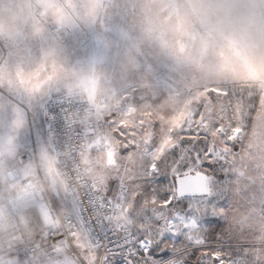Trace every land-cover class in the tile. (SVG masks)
Masks as SVG:
<instances>
[{
  "label": "rangeland",
  "instance_id": "obj_1",
  "mask_svg": "<svg viewBox=\"0 0 264 264\" xmlns=\"http://www.w3.org/2000/svg\"><path fill=\"white\" fill-rule=\"evenodd\" d=\"M63 2L43 0V5L57 20L71 16V23H56L47 15L40 16L34 7L37 0H0V31L5 34L0 37V203L7 213V192L22 186L27 178H43L51 200L57 190H66L44 106L50 96L71 94L67 85L72 73L92 72L101 80L90 97L93 105L101 98L117 97L132 85L143 84L138 95L139 113L144 115L142 105L147 103L148 110L165 126L188 106L189 91L193 97L200 96L224 81L244 89L245 99L259 107L264 97V0H74L76 11L72 13L64 11ZM225 49L236 53L233 71L220 68L217 53ZM41 66L45 69L43 76L52 74L55 66L57 72L50 83L61 84L64 91L32 94L18 86L17 82H23L18 71L27 77ZM89 118L103 122L97 128L107 126L104 118ZM17 123L22 126L16 128ZM117 136L106 131L91 138L90 161L85 154L83 161L93 179L106 171L105 137L122 143L117 164L132 167L126 158L135 146L125 148ZM26 150L32 158L20 162L19 155ZM11 168L18 169L20 180H8L6 172ZM171 179L170 172L167 177L158 175L153 187L166 188ZM228 179L225 176L221 207L231 204ZM54 206L60 215L69 214ZM153 207L149 204V215ZM29 218L38 230L35 213L30 212ZM202 227L209 248L219 247L229 258L249 246L242 236L230 231L228 220L221 216L205 215ZM8 228L3 225L2 234ZM160 230H165L163 219ZM80 232L71 243L61 240L38 252L32 264H81L82 260L95 264L98 247L90 243L81 227ZM172 247L171 241L162 246L165 250ZM0 264L25 263L16 252L0 250Z\"/></svg>",
  "mask_w": 264,
  "mask_h": 264
},
{
  "label": "snow or ice",
  "instance_id": "obj_2",
  "mask_svg": "<svg viewBox=\"0 0 264 264\" xmlns=\"http://www.w3.org/2000/svg\"><path fill=\"white\" fill-rule=\"evenodd\" d=\"M44 71L41 66L27 77L20 71L17 76L33 83L35 94L50 84L57 69L53 66L47 76L42 75ZM244 92L228 81L200 96L193 97L189 91L188 106L167 126L148 110L147 103L142 105L144 115L150 117L147 123L109 120L105 128H96L90 135L115 130L131 134L135 150L126 159L132 167L117 164L122 143L105 137L106 171L80 185L83 199L75 186L63 193L57 190L54 205L69 213L70 221L81 227L91 244L99 247L101 240H107L109 264H156L177 253L181 264H193V257L195 264H264V97L256 108ZM73 170L79 180L82 169L75 160ZM169 172L172 179L166 188L153 187L158 175L167 177ZM221 172L229 177L231 204L227 207L219 204L225 180ZM149 204L154 206L151 215ZM88 211L95 214V224ZM205 215L228 220L230 231L249 246L233 258L219 247L209 248L202 227ZM169 241L173 247L163 249ZM157 253L159 259H152Z\"/></svg>",
  "mask_w": 264,
  "mask_h": 264
},
{
  "label": "built area",
  "instance_id": "obj_3",
  "mask_svg": "<svg viewBox=\"0 0 264 264\" xmlns=\"http://www.w3.org/2000/svg\"><path fill=\"white\" fill-rule=\"evenodd\" d=\"M143 87V84L132 85L117 97L101 98L95 105L89 97H84L79 93L49 97L46 100L44 114L48 119V131L53 138V149L59 173L68 189L75 186L79 198L83 199L84 197L80 185L92 179L89 173L84 170L83 161V156L92 138L90 133L97 128V125H104L101 120L95 123L89 116L97 115L101 119L104 118L106 123L112 119H123L126 123L143 119L147 123L150 117L142 116L137 107L138 95ZM133 108L134 111H130ZM114 132L120 140H123L124 147L127 146L131 149L132 146H135L131 142V134L125 135L120 130ZM239 147L237 145L236 150ZM31 158L32 154L28 150L19 155L20 162H26ZM74 160L82 169L79 180L73 170ZM6 177L10 182L21 179L17 168L8 169ZM47 191L48 188L43 178H27L23 181L22 186L7 192L4 201H6L9 213L0 203V228L3 225L9 227L4 234L0 230V250L6 253L16 252L19 259L25 264H32V260L38 252H45L61 240H68L71 243L81 233L80 226L74 221H70L69 214L63 216L58 213ZM84 206L87 207V201L84 202ZM30 212H34L37 217L38 230H35L30 223ZM86 215L93 224L96 223V216L92 211H88ZM108 234L112 235L111 232ZM100 244L99 259L95 264H109L105 257L111 255L108 251L110 245L107 240H101ZM119 255L120 253L117 252V256ZM159 256L160 253H157V256L152 259H159ZM47 257L48 255L44 254L43 258L47 259ZM180 262V254L177 253L166 261L156 262V264H181ZM81 264L88 263L82 260Z\"/></svg>",
  "mask_w": 264,
  "mask_h": 264
},
{
  "label": "clouds",
  "instance_id": "obj_4",
  "mask_svg": "<svg viewBox=\"0 0 264 264\" xmlns=\"http://www.w3.org/2000/svg\"><path fill=\"white\" fill-rule=\"evenodd\" d=\"M37 10V13L40 16L47 15V18L55 21L56 23H71V16L66 17L63 21L57 20L51 12L43 5V0H37V4L34 5ZM64 11L72 13L76 11V4L74 0H64L62 3ZM0 37H5L4 32L0 31ZM220 68L222 71H233V61L236 57V53L225 49L217 53ZM18 83V86L28 93H34L33 83L28 82L26 79L22 83ZM101 80L98 76L92 72L87 73H72L71 82L67 85V88L70 93H79L84 97H92L94 92L99 88ZM22 125L17 123L16 128L21 127ZM13 140L15 137L12 138Z\"/></svg>",
  "mask_w": 264,
  "mask_h": 264
},
{
  "label": "crops",
  "instance_id": "obj_5",
  "mask_svg": "<svg viewBox=\"0 0 264 264\" xmlns=\"http://www.w3.org/2000/svg\"><path fill=\"white\" fill-rule=\"evenodd\" d=\"M13 89H15V87H13ZM59 92V91H64L63 90V88H62V86H61V84H49V85H47L41 92L43 93V94H51V93H54V92ZM41 92H39V94H41ZM50 97H53V96H50ZM49 98V97H48ZM47 98V99H48ZM49 132V131H48ZM51 138H52V136H51ZM53 139V138H52ZM85 155L87 156V159L89 160V148L87 149V151H86V153H85ZM84 155V156H85ZM90 161V160H89ZM87 172L89 173V175H90V177H91V172H89L88 170H87ZM60 174V173H59ZM61 178H62V176H61ZM92 178V177H91ZM93 179V178H92ZM27 180V179H26ZM63 181V180H62ZM64 182V181H63ZM66 185V184H65ZM66 189H68V187L66 186ZM97 255H98V258H97V260L99 259V247L97 248Z\"/></svg>",
  "mask_w": 264,
  "mask_h": 264
},
{
  "label": "trees",
  "instance_id": "obj_6",
  "mask_svg": "<svg viewBox=\"0 0 264 264\" xmlns=\"http://www.w3.org/2000/svg\"><path fill=\"white\" fill-rule=\"evenodd\" d=\"M198 254V253H197Z\"/></svg>",
  "mask_w": 264,
  "mask_h": 264
}]
</instances>
